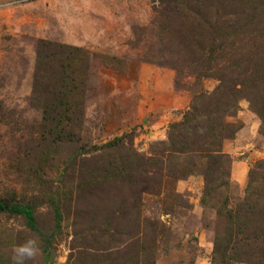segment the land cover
I'll return each instance as SVG.
<instances>
[{
	"label": "rangeland",
	"instance_id": "1",
	"mask_svg": "<svg viewBox=\"0 0 264 264\" xmlns=\"http://www.w3.org/2000/svg\"><path fill=\"white\" fill-rule=\"evenodd\" d=\"M40 43L83 55L80 110L54 143L29 103ZM216 89L237 98L218 147L229 177L232 161L248 158L244 183L229 179L228 196L242 198L249 171L264 170V0H0V196L30 204L43 228L54 224L48 196L61 211L47 251L23 220L0 213V264H13L28 240L38 251L23 264H135L138 254L148 264H214L219 222L202 208L199 164L159 194H139L97 148L128 133L147 157L194 94ZM251 130L253 145L243 146Z\"/></svg>",
	"mask_w": 264,
	"mask_h": 264
},
{
	"label": "trees",
	"instance_id": "2",
	"mask_svg": "<svg viewBox=\"0 0 264 264\" xmlns=\"http://www.w3.org/2000/svg\"><path fill=\"white\" fill-rule=\"evenodd\" d=\"M37 51L29 103L42 112L41 124L45 129L41 133L42 138L54 143L59 139L57 128L61 122L76 119L80 110L84 75L77 65L79 61L82 62L83 55L77 48L48 43H40ZM236 99L234 93L219 92L217 89L208 94H194L182 119L169 125L167 140L155 142L147 157L128 146V133L115 137L97 149L111 158L108 166L119 170L124 182L133 179V183L139 186V194H159L163 183L170 184L192 173L199 164L204 176L202 208L214 209L219 222L213 240L212 262L228 264L229 259L237 263L264 264L263 165L258 164L249 171L242 198L229 197L230 156L222 153L218 147L223 138L230 136L222 118L235 110ZM203 104L214 107H207L199 113L196 106ZM67 166L68 163L64 162V171ZM47 198L54 220L49 229L38 225L30 204L12 202L0 196V213L23 220L44 251L49 250L50 242L61 225L59 202L53 195ZM152 253H149L151 259L154 257ZM147 261L148 258L142 259L138 254L135 264H148Z\"/></svg>",
	"mask_w": 264,
	"mask_h": 264
},
{
	"label": "crops",
	"instance_id": "3",
	"mask_svg": "<svg viewBox=\"0 0 264 264\" xmlns=\"http://www.w3.org/2000/svg\"><path fill=\"white\" fill-rule=\"evenodd\" d=\"M243 131V130H242ZM248 133V138L244 142L243 146H252L253 145V139L255 134H253V130L249 131ZM241 133V132H239ZM238 133V134H239ZM247 133V132H246ZM237 139H233L228 145L231 146L233 149H239L238 144L236 143ZM247 160L248 158H238L234 159L232 161V166L230 170V177L231 180L234 181L235 183L239 184L240 186L244 183L245 178H246V167H247Z\"/></svg>",
	"mask_w": 264,
	"mask_h": 264
},
{
	"label": "clouds",
	"instance_id": "4",
	"mask_svg": "<svg viewBox=\"0 0 264 264\" xmlns=\"http://www.w3.org/2000/svg\"><path fill=\"white\" fill-rule=\"evenodd\" d=\"M13 264H23L24 257H32L38 251L35 240H28L22 246L16 248Z\"/></svg>",
	"mask_w": 264,
	"mask_h": 264
}]
</instances>
